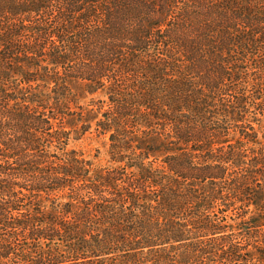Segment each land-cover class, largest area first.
<instances>
[{
    "label": "trees",
    "instance_id": "16d2710c",
    "mask_svg": "<svg viewBox=\"0 0 264 264\" xmlns=\"http://www.w3.org/2000/svg\"><path fill=\"white\" fill-rule=\"evenodd\" d=\"M0 264H264V0H0Z\"/></svg>",
    "mask_w": 264,
    "mask_h": 264
},
{
    "label": "rangeland",
    "instance_id": "374dc122",
    "mask_svg": "<svg viewBox=\"0 0 264 264\" xmlns=\"http://www.w3.org/2000/svg\"><path fill=\"white\" fill-rule=\"evenodd\" d=\"M69 150H74L95 167L106 166L110 161V147L107 136L97 135L94 131L77 140H72Z\"/></svg>",
    "mask_w": 264,
    "mask_h": 264
}]
</instances>
